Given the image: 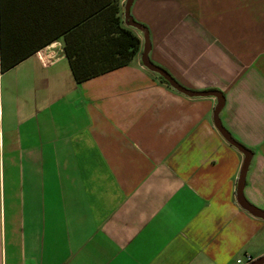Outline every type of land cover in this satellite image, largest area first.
<instances>
[{"label":"crops","instance_id":"0c3cea01","mask_svg":"<svg viewBox=\"0 0 264 264\" xmlns=\"http://www.w3.org/2000/svg\"><path fill=\"white\" fill-rule=\"evenodd\" d=\"M124 3L120 2L123 19ZM51 4V3H50ZM52 2L102 70L92 8ZM84 14L77 21L69 15ZM150 59L225 97L222 124L252 151L244 194L264 210V0H134ZM77 81L47 0H0V264H238L264 254V218L237 201L244 154L215 126L217 99L142 63ZM41 49L56 51L43 63Z\"/></svg>","mask_w":264,"mask_h":264},{"label":"trees","instance_id":"16d2710c","mask_svg":"<svg viewBox=\"0 0 264 264\" xmlns=\"http://www.w3.org/2000/svg\"><path fill=\"white\" fill-rule=\"evenodd\" d=\"M54 0H47V29L46 39L47 43L64 34L65 37V53L70 61L74 76L77 81H83L91 76L114 69L129 63L135 53L139 50L141 45L140 38L133 33V31L125 27L123 24V11L120 2L122 0H57L59 5H74L77 8L90 7L94 10L93 22L94 30L88 36V40L96 46L95 52L102 53L98 58L104 61L103 69H97L94 66L92 69H83L80 65V54L77 52L78 39L70 38V34L84 35V30L79 28L77 31H56L49 30L52 26L53 16L48 13L51 10L52 2ZM51 3V4H50ZM57 7V8H58ZM63 16L72 17L77 21L83 19L85 16L79 11L77 14L69 15V12L63 13ZM160 79L168 84V82L159 76Z\"/></svg>","mask_w":264,"mask_h":264},{"label":"water","instance_id":"95a60500","mask_svg":"<svg viewBox=\"0 0 264 264\" xmlns=\"http://www.w3.org/2000/svg\"><path fill=\"white\" fill-rule=\"evenodd\" d=\"M134 0H125L124 3V21L128 26H132L140 31L143 32L144 43H143V52L141 56L142 63L145 67H147L152 72L157 73L163 79H165L169 85L176 88L177 90L184 92L188 95H212L215 96L217 99V103L214 109V123L215 126L220 130L222 135L234 146H236L243 154L244 159L242 163V167L240 170V174L237 181V201L241 207L249 211L251 214L264 218V210L252 204L244 194V187L246 182V173L249 168V164L252 157V151L248 149L246 146L241 144L237 141L229 130L222 124L220 119V111L224 106L225 97L224 95L218 90H203V91H196L191 90L180 84L166 69L163 67L155 64L149 56L150 51V41H149V34L145 26L138 21H136L133 16L131 15L130 8ZM248 264H264V254L253 259Z\"/></svg>","mask_w":264,"mask_h":264},{"label":"built area","instance_id":"2783aa9c","mask_svg":"<svg viewBox=\"0 0 264 264\" xmlns=\"http://www.w3.org/2000/svg\"><path fill=\"white\" fill-rule=\"evenodd\" d=\"M39 58L45 64L50 63L55 60L56 51L50 49H41L38 52ZM0 146H1V132H0ZM253 260V257L250 255H245L243 258H238V264H248Z\"/></svg>","mask_w":264,"mask_h":264}]
</instances>
